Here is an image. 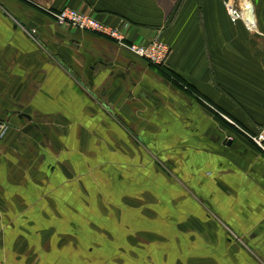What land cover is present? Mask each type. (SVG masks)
<instances>
[{
    "label": "crops",
    "instance_id": "0c3cea01",
    "mask_svg": "<svg viewBox=\"0 0 264 264\" xmlns=\"http://www.w3.org/2000/svg\"><path fill=\"white\" fill-rule=\"evenodd\" d=\"M224 1L0 0V120L9 127L0 145L1 264H107L118 249L92 222L118 240L125 218L86 215L90 193L115 186L87 177L94 163L142 160L138 139L181 180L174 201L197 212L181 217L177 241L210 249L213 264H264V155L204 103L251 133L264 125V0L250 1L254 31L232 22ZM67 7L126 26L132 44L160 38L172 48L168 71L194 95L114 42L58 26L47 11ZM129 164L120 175L142 170V162L139 170ZM44 187L50 199L36 194ZM74 200L86 216H69ZM157 232L144 235L155 239L150 252L170 256L168 224Z\"/></svg>",
    "mask_w": 264,
    "mask_h": 264
},
{
    "label": "rangeland",
    "instance_id": "374dc122",
    "mask_svg": "<svg viewBox=\"0 0 264 264\" xmlns=\"http://www.w3.org/2000/svg\"><path fill=\"white\" fill-rule=\"evenodd\" d=\"M238 1L240 5V3H242V0H237V2ZM29 34L33 35V33L31 32H29ZM102 38L107 39L105 37ZM152 67L158 70L167 80L172 81V83H174L181 89L189 92L190 96L194 95V91L189 86L179 81L178 78L170 76L165 71V69L155 66ZM193 98L199 99L196 96ZM204 103L206 108H210V110L216 112V114H219L223 119H225V115L223 113L217 112V110L211 105L210 102L204 100ZM0 121H3V123L5 124V132L2 140L0 141L1 145L3 140L8 135L9 127L7 121ZM127 133L128 135L132 136L129 131H127ZM136 142L139 146H141L140 152L142 154V160L130 159L129 161H127V163H130L129 168L139 170L135 166H138V162H142V170H139L137 174H134L132 170H130L128 174L120 175L122 174V171H120L121 169L117 170V168H127V163L125 166H123L116 164V162L112 159H107L102 161L104 165H95L94 163L93 169L90 170V174L87 177V179L89 180L88 183L91 184H105L110 187L114 186L115 184V186L112 189L110 188L111 192L109 193L96 191L91 192L90 196L92 198L93 204L90 211L85 212L86 215L93 217H111L117 213V215L123 216L125 218L124 222H122V225L124 227L126 237L118 240L114 238L115 233L112 234L113 231L109 232L106 229L105 223H99V221L92 222V225L97 232L104 231L107 233L105 237H103L102 242L107 243L108 246H112V248L118 249L116 252L109 254L106 263L108 264L114 262L111 259L115 258L119 261H122L123 264H181L186 263L185 259H183L182 262V257L187 256L189 259L188 261H197L205 258L206 261L208 260L207 263L209 262L213 264L214 260L211 256L212 252L210 249L205 248L204 252L196 251V244L190 239L189 241H187V239H178L179 242H183V246L178 243V237L176 236L178 231L177 228L179 226H184V224L181 225V217L188 215L196 216L197 212L194 206H192L194 209L191 207L189 209H185L189 205H186V202L184 201H174L175 199H180L181 197H179V193L175 191L176 189H172V186L176 185L177 183H181V180L173 173V171H171V168L166 164V162H164V160H162L158 156H151L141 140L139 141L138 139ZM144 165H146L147 168H144ZM117 185L119 187L118 190H116ZM165 186L169 187L172 191H167L165 189ZM178 189H181L180 185ZM48 190L49 187L47 189L45 187L44 189L40 188V191L36 192V194H40L42 197L50 199L51 192H49ZM25 194L32 195V192L25 191ZM106 194L107 196H104ZM188 197L189 199H187L186 201L191 204L192 194L190 190L187 198ZM106 198L111 201L115 200L117 201V203L111 202L109 204L111 207H103L99 204V201ZM173 201L176 203H174ZM72 205L74 206L67 210L69 216H86L83 211H80V206L77 200L72 201ZM209 214L210 216L214 217L213 212L209 211ZM167 224L170 228V232L173 234V236H170L169 239L171 240L174 252L169 253L170 256L163 255V253L160 255L159 253L161 252L156 250L150 252L149 248L152 244H154L155 239L150 238V236L144 237V235L150 233L153 234L157 239L160 237V234L157 232V230L160 231L165 229V226H167ZM134 226L137 227V232H134ZM78 230L84 229L81 227V225H79ZM135 237H139V240L137 242H134L132 239ZM73 243L81 244L84 243V240L76 239V241H74ZM196 252L199 254H204L205 256L198 257ZM134 254H136L137 257L134 256Z\"/></svg>",
    "mask_w": 264,
    "mask_h": 264
},
{
    "label": "built area",
    "instance_id": "2783aa9c",
    "mask_svg": "<svg viewBox=\"0 0 264 264\" xmlns=\"http://www.w3.org/2000/svg\"><path fill=\"white\" fill-rule=\"evenodd\" d=\"M244 1L246 2L249 0H242V2ZM224 6L233 23L242 21L248 29L252 31L256 29L253 5L250 6L251 8L245 9L242 3L239 5V1L237 2V0H225ZM249 10H252L251 18L247 16ZM47 12L60 27L71 28L105 37L134 56L146 60L150 65L165 69V71L168 70V61L172 54V48L160 38L154 39L149 45L132 44L129 43L126 38L125 31L127 28L124 25L119 27L109 26L98 20L92 13L90 14L83 10L67 8L60 11L49 10ZM224 118L240 130L264 155V125L256 133H251L240 127L233 120L225 116ZM4 132L5 124L0 121V141L2 140Z\"/></svg>",
    "mask_w": 264,
    "mask_h": 264
},
{
    "label": "bare ground",
    "instance_id": "6f19581e",
    "mask_svg": "<svg viewBox=\"0 0 264 264\" xmlns=\"http://www.w3.org/2000/svg\"><path fill=\"white\" fill-rule=\"evenodd\" d=\"M242 5L244 6L245 9H249V7L251 6L250 0L249 1H244L242 2ZM251 8V7H250ZM251 12L252 10H249V12H247V16L251 18Z\"/></svg>",
    "mask_w": 264,
    "mask_h": 264
},
{
    "label": "water",
    "instance_id": "95a60500",
    "mask_svg": "<svg viewBox=\"0 0 264 264\" xmlns=\"http://www.w3.org/2000/svg\"><path fill=\"white\" fill-rule=\"evenodd\" d=\"M225 145H227L228 147H230L231 146V141H225Z\"/></svg>",
    "mask_w": 264,
    "mask_h": 264
},
{
    "label": "trees",
    "instance_id": "16d2710c",
    "mask_svg": "<svg viewBox=\"0 0 264 264\" xmlns=\"http://www.w3.org/2000/svg\"><path fill=\"white\" fill-rule=\"evenodd\" d=\"M166 72L170 75V76H173L175 77L172 73L170 74V72L168 70H166ZM177 78V77H176Z\"/></svg>",
    "mask_w": 264,
    "mask_h": 264
}]
</instances>
